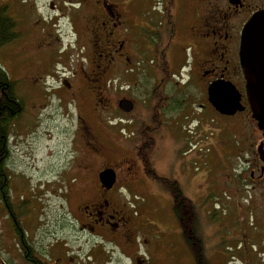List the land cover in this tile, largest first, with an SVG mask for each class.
<instances>
[{"label": "flooded vegetation", "instance_id": "obj_1", "mask_svg": "<svg viewBox=\"0 0 264 264\" xmlns=\"http://www.w3.org/2000/svg\"><path fill=\"white\" fill-rule=\"evenodd\" d=\"M28 3L25 11L28 15L22 17L26 28L20 27L18 41L0 45V67L4 73L5 70L10 73V77L5 73L7 79L23 81V86L29 89L39 86L48 76L54 82L61 83L59 89L68 94L71 102L82 105L79 100L87 96L94 100V105L102 103L109 114L113 108V112L118 114L117 118H127V115L134 113L136 105L129 99L133 101L132 112L124 114L120 111L119 101L128 100L120 95L122 87L136 80L134 78L146 65L151 72L155 68L157 72L159 68L165 77L169 70L165 54L169 52L171 64L178 67V73L185 79L181 93L196 90L208 111L222 116L209 103L208 89L211 85L220 83L232 86L239 95L243 111L222 118L230 119L228 121L241 134L244 128H249L253 133H245L248 142L249 139L253 140L254 135L258 138L254 141L256 147L250 145L252 159L247 162L245 176L249 181L244 186L252 200L249 205H255V197L262 198L264 205V135L256 124L249 127L252 118L239 56L241 33L252 17L264 14V0H32ZM175 17L184 18L186 26L179 38L178 50L171 52ZM61 19L67 21L71 31L72 43L66 46L62 43ZM158 47L162 51L157 65L152 54ZM18 56L24 61L27 57L29 61L21 71L23 80L19 79L20 70L12 62ZM143 56L147 62L151 60L150 64L144 65ZM77 82L82 85L78 86ZM158 91L159 87H156L150 99L143 102L147 105L151 101L147 105L150 109L147 132L157 127L152 123L153 119L156 118L160 124L159 115H163L161 110L164 109L158 110L159 103L166 100ZM111 97H116L112 106ZM8 111L0 108V217L7 226L8 235L11 228L16 246L14 250L10 249L0 236V264H5L1 258L8 261L11 257L15 259L13 256L17 254L19 262L28 264H67L64 262L67 257L46 260L44 256H36L30 246L26 205L23 203L26 195L24 185L17 182L18 178L15 177L17 171L13 150L17 144L12 137L17 135V123L23 118L25 106L17 108L12 116L9 114L12 111ZM200 123L197 121L198 125ZM107 124L110 126L105 129L107 141L104 143L83 128L84 134L93 142L87 141V153L93 159L103 158L99 168H93L92 163L86 161L80 164L73 162L67 174L59 178L61 182L57 191L64 193V208L69 224L77 227L81 233L98 237L100 243L112 250L125 246L127 251H131L135 247L138 228L136 218H133L136 213L131 209L128 195L143 187V175H147L140 156L143 145L140 142L141 132L139 146L136 147L130 143L129 137L134 135L133 132L126 135L122 129H112L111 120ZM22 127L21 123L18 131ZM79 168L83 175L90 178H84L85 184L82 177L70 176L72 172L77 173ZM105 169H112L115 174V182L109 189L102 187L98 180V175ZM13 190L18 193L13 194ZM199 217L196 212V219L189 230L193 235L188 238L192 239L193 247L197 249L199 239H203L205 250L210 253L212 246L206 241L210 235L206 236L202 228L210 229L211 226L203 224V219ZM180 234L192 252L181 228ZM119 253L127 255L130 264H145L139 256L128 255L123 250H119Z\"/></svg>", "mask_w": 264, "mask_h": 264}, {"label": "rangeland", "instance_id": "obj_2", "mask_svg": "<svg viewBox=\"0 0 264 264\" xmlns=\"http://www.w3.org/2000/svg\"><path fill=\"white\" fill-rule=\"evenodd\" d=\"M28 1L32 0H0V20L12 28L7 32L10 40L6 43L17 42L20 27L26 26L22 17L28 15L25 12ZM59 21L62 24V43L66 46L72 43L71 32L65 19ZM174 22L171 52L178 50L179 38L186 26L184 18L175 17ZM161 51L162 48L158 47L152 54L157 65ZM171 58L169 52L165 54L169 69L165 77L159 68L157 72L156 68L151 72L146 65L134 78L136 80L122 87L120 95L133 100L136 105L134 113L127 118H117L113 108L109 114L102 103L94 105V100L87 96L79 100L82 105L71 102L68 94L59 89L61 83L54 82L47 75L39 86L29 89L23 86V81L8 79L18 91L20 104L25 106L23 118L17 123V135H12L17 144L13 150V162L17 171L16 181L24 185L28 240L36 256H44L46 260L67 257L64 259L67 264H130L127 255L119 253L123 250L131 256L142 255L147 262L145 264H195L193 253L184 242L173 214L172 198L158 182L165 179L179 185L196 206L199 219H203L206 226H211L210 229L202 228L206 236L210 235L206 241L212 246L208 264H264L263 201L255 197V205H249L252 200L244 186L249 181L245 176L247 162L252 159L250 145H255L257 136L248 142L245 133L253 132L244 128L243 135L231 125L230 119L208 111L196 90L190 89L182 94L181 86L185 79L178 73V67L171 64ZM142 59L144 65L150 64L151 60L147 62L144 56ZM12 62L20 70L19 79L23 80L21 71L29 62L28 58L24 61L18 56ZM5 73L10 77L8 71ZM77 85L82 83L77 82ZM156 87L166 102L159 103L158 110L164 109L161 110L163 115H159L161 132L154 140L155 149L148 159L155 176L143 175V187L128 195L131 209L136 213L133 215L138 228L135 247L131 251H127L125 246L112 250L100 243L98 237L81 233L68 223L64 193L57 191L61 182L59 178L67 174L73 162L80 164L86 161L95 169L101 165V156L93 159L87 153V141L93 142L89 141L83 128L104 143L107 141L105 129L110 126L107 121L111 120L112 129H122L126 135L133 132L134 135L129 137L130 143L138 147L139 132L149 128L150 109L147 105L151 101L147 105L143 102L150 99ZM116 97H111V106ZM190 106L203 112L197 120H188L192 112ZM195 109L193 112L197 113ZM185 119L187 124L183 126ZM197 121H201L200 125ZM21 123L23 127L18 131ZM255 124L249 120L250 128ZM77 171L70 176L82 177L85 184L86 176L82 169ZM12 192L18 193L16 190ZM7 231L0 217L2 242L14 250L15 238L11 228V236ZM13 257L15 259L11 257L12 260L8 261L1 259L5 264H28L19 262L18 254Z\"/></svg>", "mask_w": 264, "mask_h": 264}, {"label": "water", "instance_id": "obj_3", "mask_svg": "<svg viewBox=\"0 0 264 264\" xmlns=\"http://www.w3.org/2000/svg\"><path fill=\"white\" fill-rule=\"evenodd\" d=\"M239 56L251 118L264 135V14L252 17L245 25L240 37ZM208 100L222 116L243 111L240 97L232 86L220 83L211 85ZM119 108L129 113L132 103L121 100ZM98 176L100 185L107 189L115 182V174L111 169L102 171Z\"/></svg>", "mask_w": 264, "mask_h": 264}, {"label": "trees", "instance_id": "obj_4", "mask_svg": "<svg viewBox=\"0 0 264 264\" xmlns=\"http://www.w3.org/2000/svg\"><path fill=\"white\" fill-rule=\"evenodd\" d=\"M9 28V24H6L4 21L0 20V44L4 42L6 43V41L10 40L7 38V32ZM20 106L21 104L14 89V84L7 79L5 73L0 68V108L3 110L7 109V112H9L8 110H11L12 113L9 114L12 116L14 113H16V109ZM152 123L157 124V127L149 130L148 132L145 130L141 133L140 137V140L143 143L140 156L143 159L145 171L149 176L155 175L150 169L149 163L147 161L148 153L153 150L154 140L161 132V125L158 124V120L156 118L153 119ZM158 182L162 183L163 187H165L166 191L172 198L173 213L179 223L181 230L183 231V236L189 241L195 259V264H208V252L206 255V250L204 247L205 242H203V239H199L200 241L198 242V247L200 249H197L193 247L194 245L192 244V239L188 238L192 237L193 235H190L189 230L196 219V208L192 201L184 195L183 191L176 182H170L163 179L158 180Z\"/></svg>", "mask_w": 264, "mask_h": 264}]
</instances>
